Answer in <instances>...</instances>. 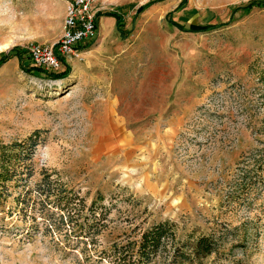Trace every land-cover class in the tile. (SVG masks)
I'll list each match as a JSON object with an SVG mask.
<instances>
[{"label":"rangeland","instance_id":"rangeland-1","mask_svg":"<svg viewBox=\"0 0 264 264\" xmlns=\"http://www.w3.org/2000/svg\"><path fill=\"white\" fill-rule=\"evenodd\" d=\"M67 1L0 0V54H24L0 65V264H85L42 205L45 171L105 219L102 247L170 221L227 240L207 264H264V0H98L67 76L26 72Z\"/></svg>","mask_w":264,"mask_h":264},{"label":"trees","instance_id":"trees-1","mask_svg":"<svg viewBox=\"0 0 264 264\" xmlns=\"http://www.w3.org/2000/svg\"><path fill=\"white\" fill-rule=\"evenodd\" d=\"M146 4L140 7L139 12L148 7ZM117 17L116 28L122 38H127L122 14L106 12ZM99 12L97 16L103 15ZM97 23V19H96ZM207 24H191V31H208ZM58 44L55 45V48ZM86 46V45H85ZM80 45V49L85 47ZM27 50H24L26 53ZM23 50L13 48L9 52L0 54V65L11 56L21 57ZM28 59H23L21 67L26 72L46 73L53 78H63L69 73L71 66L62 57L65 69L62 72H53L33 64L31 54H25ZM39 135L40 132H36ZM29 145L27 158L30 160L36 150L37 143L34 137L28 139ZM11 149H23L25 145L15 144ZM9 164V160L6 162ZM7 170V169H6ZM13 175L4 172L3 180H12ZM37 192L43 196L42 205L47 213H60L65 216V253H77L85 264H207L213 257L228 255L232 247L228 246L224 237L215 235H201L182 239L178 236L177 227L170 221L156 223L139 235V237L127 236L121 242L112 241L108 246L102 247L98 238L104 231L105 219L96 214L93 207L88 208L77 194L69 196L70 191L55 180L49 172H43L42 181L37 186ZM94 205V204H92ZM90 212V213H89ZM63 219V218H62ZM71 232L73 235H68ZM243 242V241H242ZM245 246V243H240ZM80 261V263H81Z\"/></svg>","mask_w":264,"mask_h":264},{"label":"built area","instance_id":"built-area-1","mask_svg":"<svg viewBox=\"0 0 264 264\" xmlns=\"http://www.w3.org/2000/svg\"><path fill=\"white\" fill-rule=\"evenodd\" d=\"M98 0H68L64 33L55 45H34L30 48L33 63L49 71L59 70L67 56L78 55L80 45L97 35L96 13ZM66 60V59H65Z\"/></svg>","mask_w":264,"mask_h":264}]
</instances>
